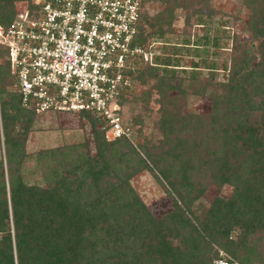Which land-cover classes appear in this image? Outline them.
<instances>
[{
    "label": "trees",
    "instance_id": "obj_1",
    "mask_svg": "<svg viewBox=\"0 0 264 264\" xmlns=\"http://www.w3.org/2000/svg\"><path fill=\"white\" fill-rule=\"evenodd\" d=\"M32 1L0 0V27ZM236 1L248 13L249 37L245 43L232 37L227 79L216 83L215 63L202 59L190 67L186 82L173 86L175 55L190 52L185 40L177 48L166 42L174 12H187L185 26L193 16L203 26L214 12L208 0H142L162 6L152 17L142 14L134 38L141 48L162 44L154 66L137 62L134 77L140 84L153 80L141 101L146 105L151 91L158 95L159 145L141 146L139 153L124 138L106 141L100 121L80 113L89 121L94 153L85 144L38 152L32 170L41 174L42 185L30 184L25 173L33 158L25 143L36 114L11 91L0 48V264H212L219 250L228 264H253L264 256V0ZM201 40L191 46L198 59L201 44L218 47L217 39ZM198 69L207 71V80L201 81ZM171 91L208 97V114H180L176 97L167 96ZM197 128L203 129L199 136ZM144 171L171 200L172 210L161 218L128 183ZM210 183L229 187V196L194 208Z\"/></svg>",
    "mask_w": 264,
    "mask_h": 264
},
{
    "label": "built area",
    "instance_id": "obj_2",
    "mask_svg": "<svg viewBox=\"0 0 264 264\" xmlns=\"http://www.w3.org/2000/svg\"><path fill=\"white\" fill-rule=\"evenodd\" d=\"M142 0H33L0 27L20 106L36 115L78 114L100 121L106 141L131 130L121 118L137 62L154 66L156 44L134 45ZM212 264L231 262L222 252ZM235 264V263H234Z\"/></svg>",
    "mask_w": 264,
    "mask_h": 264
},
{
    "label": "rangeland",
    "instance_id": "obj_3",
    "mask_svg": "<svg viewBox=\"0 0 264 264\" xmlns=\"http://www.w3.org/2000/svg\"><path fill=\"white\" fill-rule=\"evenodd\" d=\"M207 6L213 10V15L209 18H203V26L196 25L195 17H190L188 25L185 26L184 18L187 14L181 9L174 12L172 21V34L166 41L169 46L182 47V40L188 44L189 53L182 51L176 54L178 66L175 69V79L171 83L176 86L177 80L188 79L190 67L199 62L198 60L205 59L213 61L216 66V83H224L227 79V71L230 65V57L232 56V37H235L237 42L245 43L248 40V33L245 32L244 26L247 20V11L241 7L236 0H208ZM162 6L157 2H147L144 4L143 14L147 17L154 16L161 10ZM197 8V6H196ZM206 36L209 41L212 39L218 40V47L214 48L211 45L201 44L198 48L200 59L192 54V44L196 39H201ZM151 42H148L150 44ZM157 45L154 52L161 54L160 47ZM194 48V47H193ZM202 50L206 54L201 53ZM241 50V49H240ZM239 50V51H240ZM2 60L0 59V63ZM181 69L187 74L182 73ZM199 78L201 81L207 80L206 70L198 69ZM153 80H149L144 84L135 83V88L132 93L126 98L121 118L123 125H127L131 130V146L137 152L141 153V146H158L161 139L160 132L157 129V123L160 120L158 111L160 105L157 103L158 95L155 91H151L149 102L145 105L141 98L144 93L148 92ZM212 90V88H210ZM169 97H176L175 108L181 114H191L200 117H205L210 110V99L203 96H177L175 91L168 93ZM139 117L140 122L133 124V119ZM203 129H196V135H200ZM85 144L90 154L94 153V145L92 141V131L89 121L85 118L75 116V114H60L52 115L50 113L35 115L32 127L27 135L25 143V152L31 154L33 158L25 163L26 174L29 175L27 181L30 184L42 185L41 174L38 171L32 170L35 168V157L38 152L59 148L65 146H79ZM0 158H3L2 137L0 134ZM30 172H28V171ZM25 174V175H26ZM31 174V175H30ZM134 193L146 205L150 213L161 218L172 210V203L164 191V189L153 179L151 173L141 172L132 177L128 181ZM204 195L201 200L194 204V208L201 206L208 207L214 198H227L230 194V188L223 186L217 189L213 184H207ZM236 231L230 234L232 240L235 239ZM221 251V250H219ZM253 264H264V256H259L254 260Z\"/></svg>",
    "mask_w": 264,
    "mask_h": 264
}]
</instances>
